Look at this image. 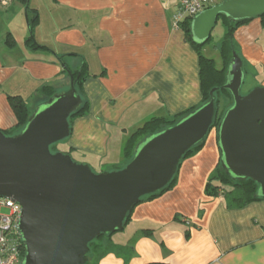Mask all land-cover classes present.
Here are the masks:
<instances>
[{"label":"crops","instance_id":"crops-1","mask_svg":"<svg viewBox=\"0 0 264 264\" xmlns=\"http://www.w3.org/2000/svg\"><path fill=\"white\" fill-rule=\"evenodd\" d=\"M177 5L15 0L0 7V130L17 124L9 96H19L33 112L47 101L45 88L68 94L71 74L84 67L88 109L72 120L69 137L56 149L100 173L121 168L124 142L135 129L201 103L196 50L183 28L172 27ZM27 6L36 13L32 38L41 48L27 45ZM254 20L234 32L243 86L249 74L260 78L246 93L264 87V51L257 46L264 30ZM214 136L213 148L203 146L181 162L171 190L136 205L123 230L104 239L109 249L98 264H264V199L234 209L221 195L205 193L219 162Z\"/></svg>","mask_w":264,"mask_h":264},{"label":"water","instance_id":"water-1","mask_svg":"<svg viewBox=\"0 0 264 264\" xmlns=\"http://www.w3.org/2000/svg\"><path fill=\"white\" fill-rule=\"evenodd\" d=\"M263 15L264 0H224L190 21V37L201 46L219 17L237 23ZM70 80V92L37 106L18 134L0 130V199L20 207V264H86L89 244L121 232L133 208L165 189L187 152L205 143L219 90L231 99L216 129L219 162L227 176L251 180L256 197L264 198V87L241 94L244 73L236 53L224 85L213 88L208 101L140 141L121 168L99 174L51 151L69 137L68 119L81 103Z\"/></svg>","mask_w":264,"mask_h":264},{"label":"trees","instance_id":"trees-1","mask_svg":"<svg viewBox=\"0 0 264 264\" xmlns=\"http://www.w3.org/2000/svg\"><path fill=\"white\" fill-rule=\"evenodd\" d=\"M26 2V0H24ZM25 17H26V23L28 26V31L30 37L27 40V45L35 48H41L34 44V40L32 38L33 29L37 25V17L35 11L31 10L28 6L25 9ZM261 24L262 29L264 30V15L258 18ZM250 21H240L237 23H229V21L224 17H219L216 22V26L218 23H221V25H224L226 27V33L223 36L222 42L219 45L218 53L220 55L222 65L218 69L215 66L214 60L205 58L201 55L199 52V48H201L203 45L199 46L192 42L190 37V22H184L181 26L184 31L185 38L188 42L191 43V45L194 47L197 53L198 57V63H199V79H200V88L202 93V100L201 103L197 106L199 107L203 103L209 100L210 98V91L213 88L219 89L221 86L225 83V76H226V70L227 67L231 61L232 54L236 53V45L234 43V32L235 30L248 23ZM210 40V39H209ZM208 40V41H209ZM208 41L206 43H208ZM205 43V44H206ZM73 82H74V90L78 97L80 98V106L78 107L77 111L70 115L68 122L70 126V132H71V122L72 120L77 117L81 116L83 113H85L88 109L87 103L85 100H83V83L87 77V72L85 68L80 72H76L71 74ZM43 94L47 97V100L51 98L52 96H55V93L50 88H45L44 91H42ZM222 95H226L227 97L230 96L227 91L219 90L214 94V97L217 99V114L214 119V124L211 129L218 127V124L223 116V113L225 112V109L220 108L221 104V98ZM10 106L12 108V111L16 117L17 124L14 127V129L10 131H2L6 136H12L18 134L26 122L28 121L30 115L32 112H30L25 104V102L19 97V96H9L8 97ZM231 101V99H230ZM197 107H194L184 113H181L180 115L176 116L173 119H168L164 117H152L148 119L143 125L135 129L125 140L123 145V157L125 159V163H127L133 154L134 148L136 145L142 141L144 138H146L149 135H152L156 133L159 130H162L168 126L173 125L177 120L185 116L186 114L192 112ZM216 131V130H215ZM56 146L51 147L52 152H57ZM204 144L197 146L187 152V154L184 156V159L191 156L195 152L199 151ZM67 154V153H65ZM69 155V154H68ZM183 159V160H184ZM177 174V173H176ZM176 175H174L173 179L169 183V185L160 191L159 193L152 195L150 197H146L141 200L140 203L145 201H151L154 199H157L164 193L168 192L173 188L175 185ZM257 192V186L251 181V180H232L229 176H227L220 164V162L217 163V166L215 168L214 174L212 175L211 179L207 182L205 187V193L209 196H219L221 195L229 208H242L245 207L251 203L258 202L263 200L264 198H257L256 197ZM131 214V213H130ZM130 214L127 217L125 225L130 220ZM113 235V234H112ZM110 236H99L96 240H94L92 243L89 244V254L87 257L86 264H98V261L101 257H103L107 251L108 246L103 245L102 243H99L101 239L110 238ZM22 246V255L24 256V249L23 244ZM152 264H159V263H152Z\"/></svg>","mask_w":264,"mask_h":264},{"label":"built area","instance_id":"built-area-1","mask_svg":"<svg viewBox=\"0 0 264 264\" xmlns=\"http://www.w3.org/2000/svg\"><path fill=\"white\" fill-rule=\"evenodd\" d=\"M15 0H0V7H6ZM215 0H178L177 8L172 16L173 30L181 29L184 22H190L202 11L213 6ZM7 210L6 214L0 213V264H20L22 243L17 231V221L20 207L6 199H0V211Z\"/></svg>","mask_w":264,"mask_h":264},{"label":"rangeland","instance_id":"rangeland-1","mask_svg":"<svg viewBox=\"0 0 264 264\" xmlns=\"http://www.w3.org/2000/svg\"><path fill=\"white\" fill-rule=\"evenodd\" d=\"M214 5V4H213ZM24 17H25V15H24ZM254 21H257V22H259V20L258 19H255ZM251 22H253V21H251ZM261 25V24H260ZM224 36V28L221 26V23H218L217 24V26H215V28H214V30L212 31V33H211V36H210V41L208 42V43H206V44H204L201 48H199V52L201 53V55L203 56V57H205V58H209V59H212V60H214V63H215V66H216V68H220L221 67V65H222V61H221V58H220V55H219V53H218V50L217 49H215V45L217 44V43H219V41H221V38ZM257 46L258 47H260L261 48V50H263L264 51V35H263V38L262 39H259L258 40V42H257ZM252 59V58H251ZM264 61V60H263ZM263 64H264V62H263ZM261 70L259 69V72L258 73H261L260 72ZM251 77H252V74H249ZM262 76H263V74H262ZM251 77L250 78H248V79H246L245 80V85L244 86H242V88H241V94L242 95H245V94H247L246 93V91L247 90H249V89H251V86L253 85L252 83H254L253 82V80L255 81V80H257V81H259L260 80V78H258V76L257 75H255L254 77H253V79H251ZM250 80H252V81H250ZM230 104H231V101H230V99H229V97H227L226 95H222V98H221V104H220V108L221 109H227L229 106H230ZM216 130V128H213V129H211L210 130V132H209V134H208V136H207V138H206V141H205V143H204V147L207 149L208 147H211L212 145L214 146L215 144H214V140H215V136H214V134H215V131ZM57 147V146H56ZM211 148H213V147H211ZM57 150V149H56ZM58 151V150H57ZM74 161V160H73ZM75 162V161H74ZM92 170V169H91ZM94 173H96V174H99L100 172H98L96 169L95 170H92ZM104 172H107V171H104ZM0 213L1 214H6L7 213V210H5V209H2L1 211H0ZM105 241H104V238L103 239H101L100 241H99V243H104ZM104 245V244H103Z\"/></svg>","mask_w":264,"mask_h":264}]
</instances>
